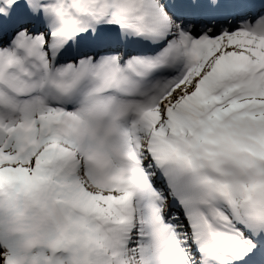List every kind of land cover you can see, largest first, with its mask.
<instances>
[{
    "label": "snow or ice",
    "instance_id": "6c2138e0",
    "mask_svg": "<svg viewBox=\"0 0 264 264\" xmlns=\"http://www.w3.org/2000/svg\"><path fill=\"white\" fill-rule=\"evenodd\" d=\"M0 264H264V0H0Z\"/></svg>",
    "mask_w": 264,
    "mask_h": 264
}]
</instances>
